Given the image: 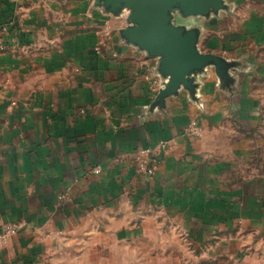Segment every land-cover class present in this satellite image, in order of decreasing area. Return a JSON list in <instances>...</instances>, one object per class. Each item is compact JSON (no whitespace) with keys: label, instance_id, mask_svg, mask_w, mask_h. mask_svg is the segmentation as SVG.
<instances>
[{"label":"crops","instance_id":"obj_1","mask_svg":"<svg viewBox=\"0 0 264 264\" xmlns=\"http://www.w3.org/2000/svg\"><path fill=\"white\" fill-rule=\"evenodd\" d=\"M190 19L175 25L196 29L198 51L221 58L225 73L209 66L193 96L181 87L158 105V59L122 37L125 15L94 0H0V233L17 227L0 264H96L92 254L107 264L143 239L154 247L137 264H154L145 254L170 252L155 241L173 233L208 264H256L264 0H224L198 25ZM191 123L198 136L185 133ZM148 148L152 175L136 166Z\"/></svg>","mask_w":264,"mask_h":264},{"label":"water","instance_id":"obj_2","mask_svg":"<svg viewBox=\"0 0 264 264\" xmlns=\"http://www.w3.org/2000/svg\"><path fill=\"white\" fill-rule=\"evenodd\" d=\"M97 6L113 15H125L128 26L122 37L149 56L156 57L155 75L161 80L155 104L175 94L179 88L193 96L195 81L204 69L213 66L223 76L225 63L216 55L200 53L198 32L186 30L172 22V14L180 20L207 16L224 8V0H94Z\"/></svg>","mask_w":264,"mask_h":264},{"label":"rangeland","instance_id":"obj_3","mask_svg":"<svg viewBox=\"0 0 264 264\" xmlns=\"http://www.w3.org/2000/svg\"><path fill=\"white\" fill-rule=\"evenodd\" d=\"M196 24L198 25V16H195L192 18ZM180 20V17H178L175 14H172V22L174 24H177L178 21ZM190 21L193 23L191 19H185V21ZM195 25V24H194ZM173 232V230L171 231ZM170 246L171 250L168 253H160V251L152 253V254H145L144 260H146L147 256L150 257L154 261V264H208L209 262H206L207 260H202L199 259L198 253L196 251H193L190 248V245L186 242L185 239L179 237L177 233H173L170 237V239H159L155 241V246ZM141 246V247H140ZM127 248L125 247H118L117 248V253L115 255H107L106 256V262L107 264H137V261L142 260V251H146V249L142 248H147L151 247L153 249L154 243L149 242L148 239H143L142 241H139L137 243L133 244H127ZM136 247H140L139 250H137ZM182 248L178 250V248ZM151 249V250H152ZM142 253V254H141ZM83 255L75 254V262L82 263L86 261L87 259L82 258ZM149 259V261H150ZM90 260L92 262H95L96 264H100L101 262H104V257L101 255L100 259L97 254H92L90 256ZM220 264H235L232 261L222 258L218 259ZM217 261V262H218ZM251 261L254 262L256 261V264H264V253L262 255L260 254H251Z\"/></svg>","mask_w":264,"mask_h":264},{"label":"built area","instance_id":"obj_4","mask_svg":"<svg viewBox=\"0 0 264 264\" xmlns=\"http://www.w3.org/2000/svg\"><path fill=\"white\" fill-rule=\"evenodd\" d=\"M151 83H152L151 90L155 96L161 87V80L159 76L155 75ZM185 133L189 135L198 136L200 134V130L195 123H191L185 129ZM167 144H168L167 142L161 141L158 143L157 149L162 152H167L168 151ZM136 166H137L138 171H140L141 173H145L147 175H152L154 173L155 164H154V159L152 158L151 149L149 148L143 149L137 153ZM16 230H17V227L16 225H13V224H9L4 228V230L0 233V247L10 235H13L16 233Z\"/></svg>","mask_w":264,"mask_h":264}]
</instances>
